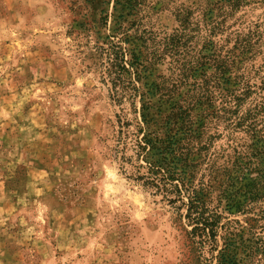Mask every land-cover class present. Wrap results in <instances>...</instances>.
<instances>
[{"label":"rangeland","instance_id":"1","mask_svg":"<svg viewBox=\"0 0 264 264\" xmlns=\"http://www.w3.org/2000/svg\"><path fill=\"white\" fill-rule=\"evenodd\" d=\"M137 1L135 26L148 31L150 49L162 46L153 39L182 31L180 57L205 52V0ZM120 8L114 0H0V264H214L227 238L235 240L241 264H264L260 56H239L221 80L230 91L219 94L212 83L210 104L190 109L191 156L211 184L199 186L207 188V213L219 214L215 241L200 253L177 210L127 179L112 159L120 106L94 70L89 47L96 34L85 28L100 25L107 12L103 37ZM186 8L192 11L181 26L175 15ZM257 22L264 25V0H246L211 38L228 56L235 33ZM169 53L146 80H165L177 101L187 85ZM239 78L249 91L222 111Z\"/></svg>","mask_w":264,"mask_h":264},{"label":"trees","instance_id":"2","mask_svg":"<svg viewBox=\"0 0 264 264\" xmlns=\"http://www.w3.org/2000/svg\"><path fill=\"white\" fill-rule=\"evenodd\" d=\"M114 1L121 8L113 19L112 28L103 37L100 26L108 27L109 13L101 15L100 25H87L85 28L96 34L89 47L94 70L99 74L100 81L107 85L111 101L120 106L119 112L114 114L113 145L110 147L112 159L118 163L119 170L127 179L138 183L151 194L160 195L177 210L178 216L185 219L189 227L187 234L202 253L205 243L210 245L215 241L219 214L211 213L210 216L207 213L204 190L207 188L199 186L211 184L199 177L196 159L191 156L190 137L194 134V121L190 109L194 106L203 109V105L210 104L211 100L206 94L211 91L212 83L220 85L219 94L225 96L224 93L230 91L225 84L221 85V80H225L224 75L235 61H240L239 56L247 53L260 56L264 65V25L257 22L245 33L236 32L232 47L226 50L228 56H225L211 37L218 33L226 15L238 9L246 0H205L201 12L204 31L202 46L205 52L202 50L194 56L187 53L185 57H180L183 54H179L182 31L165 34L160 42L153 39L154 43L162 44V49H150L146 37L148 31L135 26L140 8L138 1ZM191 11L186 8L175 15L179 25L184 26ZM166 52H170L179 82L187 85V96L177 101H171L174 91L165 80L150 83L146 80L148 73L164 58ZM232 85L233 94L222 105V111L229 107L230 101L235 102L232 106L237 107L251 86L243 78L235 79ZM182 100L185 106L181 105ZM123 103H127L128 110L121 106ZM262 109L264 104L257 105L256 110ZM239 171L246 170L242 167ZM229 181L232 182V177H229ZM227 240L215 255L214 264H241L235 240ZM213 256L211 254V258Z\"/></svg>","mask_w":264,"mask_h":264}]
</instances>
